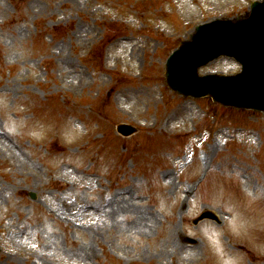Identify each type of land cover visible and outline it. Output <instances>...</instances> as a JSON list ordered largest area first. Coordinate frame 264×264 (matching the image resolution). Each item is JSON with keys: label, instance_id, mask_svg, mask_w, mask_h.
<instances>
[{"label": "rangeland", "instance_id": "obj_1", "mask_svg": "<svg viewBox=\"0 0 264 264\" xmlns=\"http://www.w3.org/2000/svg\"><path fill=\"white\" fill-rule=\"evenodd\" d=\"M252 1L0 0V264H264V114L163 75L195 25ZM73 142L93 162L76 174ZM206 209L225 222L195 225Z\"/></svg>", "mask_w": 264, "mask_h": 264}, {"label": "water", "instance_id": "obj_2", "mask_svg": "<svg viewBox=\"0 0 264 264\" xmlns=\"http://www.w3.org/2000/svg\"><path fill=\"white\" fill-rule=\"evenodd\" d=\"M246 26L245 30L247 34L245 37L231 36L226 39H222V42L216 43L215 41H210L214 39L215 31L223 23H212L202 28V34L207 32L206 35L198 36L194 35L192 42H184L182 48L178 51L183 53L184 50L199 42L200 49L199 52H204L208 56H215L212 50L218 49L219 53L235 54L240 52L247 60L248 70L237 77H222L211 79L208 85V92L213 94L217 100H220L226 104H234L238 106L254 107L257 109H264V14L253 16L249 20H244ZM234 28V26H231ZM257 56H261L255 59L252 55L253 49ZM258 60L254 63L250 60ZM192 62V66L185 63L182 66V72L185 75H191L193 81L192 86H196L199 82H204V79L197 77L196 68L198 63ZM183 84L178 88L182 91Z\"/></svg>", "mask_w": 264, "mask_h": 264}]
</instances>
